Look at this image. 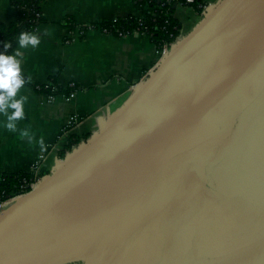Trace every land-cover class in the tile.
Here are the masks:
<instances>
[{
	"label": "water",
	"instance_id": "95a60500",
	"mask_svg": "<svg viewBox=\"0 0 264 264\" xmlns=\"http://www.w3.org/2000/svg\"><path fill=\"white\" fill-rule=\"evenodd\" d=\"M8 203L0 264H264V0L207 8Z\"/></svg>",
	"mask_w": 264,
	"mask_h": 264
},
{
	"label": "crops",
	"instance_id": "0c3cea01",
	"mask_svg": "<svg viewBox=\"0 0 264 264\" xmlns=\"http://www.w3.org/2000/svg\"><path fill=\"white\" fill-rule=\"evenodd\" d=\"M210 7L219 0H203ZM140 16L142 8L133 0H46L42 20L35 31L17 38L6 68L30 83H45L57 74V83L78 86L75 95L53 101L32 86L12 81L0 95V171L30 172L40 154H47L44 174L62 158L71 135L85 140L100 127L101 119L116 112L159 62L156 43L149 35L117 36L92 28L83 37L65 43L64 22L71 17L78 25ZM19 9L11 0H0V25L11 24ZM203 15L192 4H178L174 18L187 35ZM71 115L79 122L64 132ZM80 141V142H81ZM79 142V143H80ZM77 146V145H76Z\"/></svg>",
	"mask_w": 264,
	"mask_h": 264
},
{
	"label": "trees",
	"instance_id": "16d2710c",
	"mask_svg": "<svg viewBox=\"0 0 264 264\" xmlns=\"http://www.w3.org/2000/svg\"><path fill=\"white\" fill-rule=\"evenodd\" d=\"M46 0H11L12 4L19 9L18 19L11 24L0 25V95L7 89L9 83L17 81L29 86L41 95H70L78 89L77 84L63 88L57 83V74L49 80L50 85L42 83H30L24 76H13L6 68V60L12 54L17 44V38L27 35L36 30L42 20V6ZM137 5H147L150 13L146 16L130 14L125 18L107 19L93 25H78L71 17L65 19L64 25L67 31L75 33L77 29L87 31L90 27L106 29L107 32L117 36H125L135 31H142L149 35L156 43L158 49L165 44L172 43L179 35L180 24L174 18V2L185 4V0H133ZM201 0L194 5L198 8ZM81 35L80 37H83ZM67 37L64 38V41ZM87 139V137H86ZM81 139L75 135L69 138L67 148L73 149ZM64 156V154L62 155ZM33 174L30 172L6 173L0 171V200L21 191L24 181L30 180Z\"/></svg>",
	"mask_w": 264,
	"mask_h": 264
},
{
	"label": "built area",
	"instance_id": "2783aa9c",
	"mask_svg": "<svg viewBox=\"0 0 264 264\" xmlns=\"http://www.w3.org/2000/svg\"><path fill=\"white\" fill-rule=\"evenodd\" d=\"M174 1V0H172ZM185 4H193L195 3L197 0H185ZM178 3V1H175ZM174 2V3H175ZM178 4H183V3H178ZM140 6V5H139ZM142 8V14L140 15L142 16H146L147 14L150 13V8L147 5L144 6H140ZM209 8V6L205 3V1L201 0L200 4L198 5V11L202 13H204V11ZM138 16V17H140ZM94 28V27H93ZM90 29H92V27H90ZM103 31L107 32L106 29H102ZM179 35L177 36L176 40L172 43H168L165 44L161 49H158L159 52V61L161 60V58L167 53V48L168 51L170 50L171 46L173 45V43H175L178 39H180L182 37V27L180 26L179 29ZM86 31L84 30H79L77 29L75 31V33H71L68 31L67 33V39L65 40V43H69L72 42L73 40L76 39V37H80L81 35L85 34ZM109 33V32H108ZM133 33H143L142 31H135ZM132 34V33H131ZM145 34V33H143ZM129 35V34H127ZM147 35V34H146ZM126 36V35H125ZM45 85H50L49 81L42 83ZM76 83L72 82L71 86H74ZM75 95V92L71 93L70 95H62L65 99L70 100L73 96ZM44 96L48 101H53L58 95H42ZM77 122H79V117L77 115H71L65 125L64 128V132H67L70 128L73 127L74 124H76ZM69 151H66V153ZM48 157V153L47 154H40L39 157L36 159V161L34 162L30 173L33 174V177L30 180H26L24 179L22 185H21V191H19L18 193L14 194V195H10L5 199H1L0 200V213L11 203H8L7 205H4L5 203L16 199L17 197L24 195L25 193L29 192L31 189H33L36 184L41 180V178L45 175L44 171H45V163ZM13 202V201H12Z\"/></svg>",
	"mask_w": 264,
	"mask_h": 264
},
{
	"label": "rangeland",
	"instance_id": "374dc122",
	"mask_svg": "<svg viewBox=\"0 0 264 264\" xmlns=\"http://www.w3.org/2000/svg\"><path fill=\"white\" fill-rule=\"evenodd\" d=\"M176 11V10H175Z\"/></svg>",
	"mask_w": 264,
	"mask_h": 264
}]
</instances>
